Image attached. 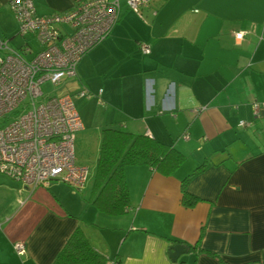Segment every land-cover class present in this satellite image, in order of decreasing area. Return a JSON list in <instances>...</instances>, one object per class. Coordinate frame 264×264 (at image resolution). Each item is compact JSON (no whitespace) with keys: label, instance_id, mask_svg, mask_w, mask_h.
I'll use <instances>...</instances> for the list:
<instances>
[{"label":"crops","instance_id":"0c3cea01","mask_svg":"<svg viewBox=\"0 0 264 264\" xmlns=\"http://www.w3.org/2000/svg\"><path fill=\"white\" fill-rule=\"evenodd\" d=\"M8 1L0 0V38L11 43L18 25ZM80 1L34 0L35 14L66 13ZM139 15L123 5L109 36L61 85L82 125L75 164L95 172L105 127L172 146L184 162L169 176L127 166L129 202L119 216L90 204L92 183L31 188L0 173V264H52L76 228L106 264H264V107L258 116L251 107L264 101V0H150ZM188 176L196 202L187 208ZM176 244L187 253L173 262Z\"/></svg>","mask_w":264,"mask_h":264},{"label":"built area","instance_id":"2783aa9c","mask_svg":"<svg viewBox=\"0 0 264 264\" xmlns=\"http://www.w3.org/2000/svg\"><path fill=\"white\" fill-rule=\"evenodd\" d=\"M149 1H80L66 13L47 16L35 14L34 0L8 1L23 43L16 49L9 39L0 38V120H6L0 126L1 174L31 188L52 181L74 190L83 187L88 169L75 164L74 136L82 125L72 98L68 94L45 97L42 86L58 88L75 77L80 59L109 36L122 6L139 15ZM243 36L235 33L236 40ZM139 50L150 52L146 44H139ZM78 94L89 97L87 90ZM251 107L258 116L264 101ZM11 113L14 116L8 119ZM239 125L250 123L240 121ZM13 250L22 256L25 244L17 241Z\"/></svg>","mask_w":264,"mask_h":264},{"label":"trees","instance_id":"16d2710c","mask_svg":"<svg viewBox=\"0 0 264 264\" xmlns=\"http://www.w3.org/2000/svg\"><path fill=\"white\" fill-rule=\"evenodd\" d=\"M184 160L185 156L172 146L146 135L105 127L101 131L100 149L89 202L105 215H122L127 210L129 202L124 175L127 166L144 165L163 176H169ZM201 168L202 166L199 169ZM190 176L181 183V204L187 208L196 202L185 188ZM106 262L103 256L90 247L81 230L76 228L52 264H106Z\"/></svg>","mask_w":264,"mask_h":264},{"label":"rangeland","instance_id":"374dc122","mask_svg":"<svg viewBox=\"0 0 264 264\" xmlns=\"http://www.w3.org/2000/svg\"><path fill=\"white\" fill-rule=\"evenodd\" d=\"M11 43L14 47H18L19 45H21V43H23V39L18 35V27H17L16 32L14 33V36L12 37ZM34 45H35L36 49L39 48V46L37 44H34ZM60 88H61V86H59L58 88H53L50 84H44L42 86V91H43L45 97L53 96V95H59L61 93V91H63V89L60 90ZM13 116H14L13 113H11L8 116V119L12 118ZM5 123H6L5 119L0 120V126L4 125ZM90 138H91V142L88 144V147L86 148L88 155H90L91 149L93 146V142L95 141L93 132H92V135ZM92 156H93V154H92ZM93 169H94V167L93 168L91 167V170L88 172V178H87L86 184H85L86 186L87 185L90 186L91 183L93 182V177H94V170Z\"/></svg>","mask_w":264,"mask_h":264},{"label":"water","instance_id":"95a60500","mask_svg":"<svg viewBox=\"0 0 264 264\" xmlns=\"http://www.w3.org/2000/svg\"><path fill=\"white\" fill-rule=\"evenodd\" d=\"M185 253H187V247L182 244L173 245L168 250V256L173 262H175L180 255Z\"/></svg>","mask_w":264,"mask_h":264}]
</instances>
